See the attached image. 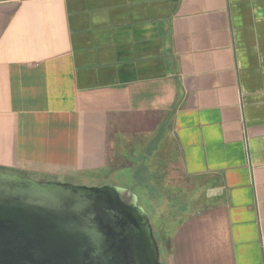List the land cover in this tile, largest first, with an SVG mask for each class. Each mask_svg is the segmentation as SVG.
<instances>
[{
	"label": "crops",
	"instance_id": "1",
	"mask_svg": "<svg viewBox=\"0 0 264 264\" xmlns=\"http://www.w3.org/2000/svg\"><path fill=\"white\" fill-rule=\"evenodd\" d=\"M0 168L150 171L165 264H264V0H0Z\"/></svg>",
	"mask_w": 264,
	"mask_h": 264
},
{
	"label": "water",
	"instance_id": "2",
	"mask_svg": "<svg viewBox=\"0 0 264 264\" xmlns=\"http://www.w3.org/2000/svg\"><path fill=\"white\" fill-rule=\"evenodd\" d=\"M0 264H162L132 189L0 169Z\"/></svg>",
	"mask_w": 264,
	"mask_h": 264
},
{
	"label": "rangeland",
	"instance_id": "3",
	"mask_svg": "<svg viewBox=\"0 0 264 264\" xmlns=\"http://www.w3.org/2000/svg\"><path fill=\"white\" fill-rule=\"evenodd\" d=\"M133 174L134 173L129 169H123L102 180H92L90 178H77L72 180L59 178L58 180L87 184H112L132 189L138 194L141 204L150 213L152 222L158 231V235L165 240L166 235H168L173 227V223H175L178 218L183 216L188 208L192 207L193 205H197V203L193 202V196L195 194L190 193V196H187L184 192L183 194L180 193L179 195L174 193H163L157 182H152L153 178L151 177L153 174L150 171H148V174H151V177H144L145 179H137L133 176ZM147 183L151 184L152 186H145ZM192 188L193 184H191L190 190H192ZM187 199L188 201H186ZM157 216H161V219H157ZM162 261L165 264L163 256Z\"/></svg>",
	"mask_w": 264,
	"mask_h": 264
},
{
	"label": "trees",
	"instance_id": "4",
	"mask_svg": "<svg viewBox=\"0 0 264 264\" xmlns=\"http://www.w3.org/2000/svg\"><path fill=\"white\" fill-rule=\"evenodd\" d=\"M0 169H2V168H0ZM154 228H155V233H156V235H157V237H158V239H159V241H160V245H161V249H163L164 248V245H166L167 243H168V241H166V239L164 240V239H162V237H160L159 235H158V231L156 230V226L154 225ZM170 233V232H169ZM168 233V234H169ZM162 264H164L163 263V261H162Z\"/></svg>",
	"mask_w": 264,
	"mask_h": 264
}]
</instances>
